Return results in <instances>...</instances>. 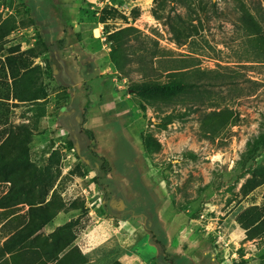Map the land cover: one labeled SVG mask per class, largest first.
I'll return each mask as SVG.
<instances>
[{"label":"rangeland","instance_id":"1","mask_svg":"<svg viewBox=\"0 0 264 264\" xmlns=\"http://www.w3.org/2000/svg\"><path fill=\"white\" fill-rule=\"evenodd\" d=\"M47 1L29 0L28 8V0H0L2 16L11 15L18 24L5 48L19 44L25 49L46 40L40 21L49 16H42ZM62 3L71 11L55 5L58 10L52 13L62 24L51 36L63 26L65 44L84 37L92 49L107 55L102 65L94 60L95 71L79 65L88 93L83 100L75 95L73 101L71 92L79 89L74 59L56 62L59 72L54 78L48 59L53 51L33 58L42 68L47 62L51 74L43 69L39 79L45 115L33 131L30 160L43 167L56 150L61 173L55 186L68 207L40 230L37 241L76 220L71 245L85 255L86 264H264V236L247 240L237 219L245 208L264 201V185L245 196L240 191L253 168L264 163V0ZM75 24L83 26L84 36L73 31ZM171 24L182 28V43L176 41ZM126 26L138 31L130 36V48L124 50L129 62L119 72L110 61L106 33ZM143 66L149 70L146 77L140 71ZM184 66L191 80L199 75L197 69L203 71L201 105L191 107L193 101L183 95L157 110L130 89L143 79L166 81L167 71ZM98 71L103 75L96 78ZM38 106L15 100L0 104L5 113L0 117V143L9 126H33ZM214 110H224V117H217L220 122H203ZM62 113L67 120L61 123ZM94 114H101L106 124L91 132L90 139L85 131ZM79 135L94 142L83 152L88 161L74 147L69 149ZM145 139L156 140L159 147L145 150ZM103 161L106 165L101 166ZM7 186L0 182V197ZM26 208L19 204L0 209V223ZM11 230L0 229V248ZM14 257L2 255L0 264H12Z\"/></svg>","mask_w":264,"mask_h":264},{"label":"trees","instance_id":"2","mask_svg":"<svg viewBox=\"0 0 264 264\" xmlns=\"http://www.w3.org/2000/svg\"><path fill=\"white\" fill-rule=\"evenodd\" d=\"M104 13L106 9L102 10ZM107 16L101 18L105 21ZM242 18L256 31L254 23L248 14ZM171 29L178 43H182V28L178 24H171ZM18 27L15 17H3L0 13V55L7 51L3 60H0V104L4 101L15 100L20 103L37 102L38 108H34V125L31 122L9 126L3 131L0 143V182L7 183L5 193L0 197V209L15 208L19 204L27 206L22 213L13 215L5 221L0 229L12 230L3 242L0 253H12L13 264H86L87 259L76 245H71L76 237V220L68 221L58 226L54 231L43 236L37 241L38 234L55 216L66 211L68 207L60 195V189L56 185L60 176V158L53 150L48 163L43 167H37L30 160L29 150L33 131L37 122L45 115V93H42L40 76L42 70L51 74L50 65L45 62L44 68L33 64V58L43 52L55 51L63 48L64 41H42L36 45L21 49L19 44L5 48L7 37ZM136 30L132 26H126L106 33V41L109 43V58L116 71H123L129 62L124 50L130 48V36ZM135 38H137L135 36ZM146 51V48H142ZM153 57L159 56L158 52L152 53ZM157 58V57H156ZM160 58V57H158ZM152 69V68H151ZM144 77L149 71L143 66L140 70ZM199 71L197 78L190 79L188 67L172 68L166 72V81L157 79H143L130 89L142 101L162 110L175 97L187 95L193 105L202 104L205 99L201 88L203 71ZM203 90V89H202ZM204 92V91H203ZM205 96V95H204ZM42 100V101H41ZM44 105V106H43ZM193 109H196L193 108ZM0 107V117L5 115ZM224 110L212 111L205 114L203 122H220L217 117H224ZM7 122V120L5 121ZM86 122V118H83ZM91 138V131H85ZM5 135V136H4ZM145 150L151 151L159 147L156 140H143ZM73 144L69 143V149ZM106 165L103 161L102 165ZM264 185V163L253 168L249 178L241 186V194L247 195L258 186ZM264 197V192H263ZM73 206V205H72ZM71 206V207H72ZM73 208V207H72ZM240 226L245 230L247 240L264 236V201L261 205H251L245 208L237 217ZM163 246V244H161ZM111 264H121L118 260Z\"/></svg>","mask_w":264,"mask_h":264},{"label":"crops","instance_id":"3","mask_svg":"<svg viewBox=\"0 0 264 264\" xmlns=\"http://www.w3.org/2000/svg\"><path fill=\"white\" fill-rule=\"evenodd\" d=\"M75 1V3L78 0H73ZM45 2V0H42V4ZM52 2V3H51ZM64 2V0H49L46 2V4L42 5V11H44V13L42 12V16H45V14L49 15L47 18L42 17L43 21H40V23H42V26L44 25V27L42 28V37H44L46 40L45 41H56V39H63L64 41V37L65 34V28L63 26H60V31L56 32L55 35H53L54 37L51 36L52 32H55V29L57 28V26H59L60 24H62V22H59V17H57V14L55 13V15H53L52 12H55V10L57 11L58 8L55 7V5H57V7H59V5L64 6V8L66 9L67 13L71 10H69V7L67 5V3H62ZM29 0L27 2L28 4V8H29ZM67 7V8H66ZM31 13V12H30ZM33 17H35L34 15H32ZM55 27V28H54ZM83 26H78L75 24V28L73 29V31H80L82 33L83 31ZM83 35V33L81 34V36ZM84 36V35H83ZM95 40L92 39V42H94ZM91 43V41L85 40L84 37H82V39H77L74 42H68L65 44H63V48L59 49V50H55L53 51V56H48V59H50V63H51V67H52V72H53V77L55 78L56 75H58V67L55 65L56 62L60 61V62H64L66 61L69 57L74 59V65L77 71V76H78V82L75 84L77 87H79V89L75 92H71L72 96V101L75 100V95L79 96L78 98L80 99H84L86 98V95L88 93V90L83 88L82 85H88L89 83L87 82L86 79H84L81 74H80V70H81V66L79 65H83L86 67V70L88 72H92V70L95 71L96 67L94 64V60L96 61V63H99L102 65L103 59L105 60V55H107L106 51H102V50H94L92 49L89 44ZM108 50V49H107ZM81 59V61H80ZM80 61V62H79ZM109 70V68H107ZM106 69V70H107ZM111 71V70H109ZM112 73V72H110ZM109 73V74H110ZM101 75H103L102 71H98V73L96 74V76L94 77H100ZM111 75V74H110ZM112 81H115L116 83V78L112 77L111 78ZM55 82V81H54ZM113 83V85L115 84ZM73 86V85H72ZM109 86L112 87V84H109ZM70 90V89H68ZM109 90V89H108ZM101 91V89H98V93ZM90 95V93H89ZM49 118V117H48ZM59 122H61V120L66 121L67 120V116L66 114L62 113V115H59ZM62 123V122H61ZM67 123V122H66ZM88 125H86V127H88V129L91 132H94L96 128H100L102 126H104L106 124V122L103 121V116L101 114H94L92 115L89 120H88ZM82 125V122H78V128H80ZM64 131H67L66 128H63ZM84 140V141H83ZM93 144L94 142L90 141H86L84 138H82V136L79 135V138L73 139V149L74 151H78L79 153H83L84 149L89 145V144ZM87 154L83 153L81 158L84 159V161H88L90 160L89 156H86ZM6 221V220H5ZM5 221H2L0 223V227L3 223H5ZM9 236V234L6 236ZM5 239V240H6ZM172 244V243H170ZM164 245V244H163ZM167 247V246H166ZM8 253H6L5 255H7ZM4 255V256H5ZM13 264V263H12Z\"/></svg>","mask_w":264,"mask_h":264}]
</instances>
